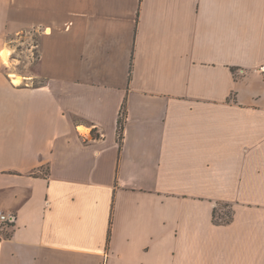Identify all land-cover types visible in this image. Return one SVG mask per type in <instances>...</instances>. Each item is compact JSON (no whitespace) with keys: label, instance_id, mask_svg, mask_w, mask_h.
Listing matches in <instances>:
<instances>
[{"label":"crops","instance_id":"crops-1","mask_svg":"<svg viewBox=\"0 0 264 264\" xmlns=\"http://www.w3.org/2000/svg\"><path fill=\"white\" fill-rule=\"evenodd\" d=\"M30 29L33 75L0 59V264H264V0H0V52Z\"/></svg>","mask_w":264,"mask_h":264},{"label":"rangeland","instance_id":"rangeland-1","mask_svg":"<svg viewBox=\"0 0 264 264\" xmlns=\"http://www.w3.org/2000/svg\"><path fill=\"white\" fill-rule=\"evenodd\" d=\"M39 37V33L34 31L33 29H30L25 31L24 33L16 35L15 40L9 44L10 47L2 48L3 50L1 52H7L9 56L7 62H5L1 56L0 59L2 60V62H4V65L7 70H9L10 74H15L19 77H22L23 75H33L38 63L37 58L39 52ZM9 78L10 80L14 79L12 76H9ZM21 82L23 83V80ZM218 211L219 214L222 215L230 216L232 213V210L225 206H220ZM229 216L227 217L229 218Z\"/></svg>","mask_w":264,"mask_h":264},{"label":"trees","instance_id":"trees-1","mask_svg":"<svg viewBox=\"0 0 264 264\" xmlns=\"http://www.w3.org/2000/svg\"><path fill=\"white\" fill-rule=\"evenodd\" d=\"M126 120H127V106L125 103L122 107L118 120V140L120 144H122L124 140V129H125ZM225 207H229V206H225ZM232 215H233L232 213L230 216L219 214L218 209H216L214 212V222L217 225L229 224L233 219ZM227 216H229V218Z\"/></svg>","mask_w":264,"mask_h":264},{"label":"built area","instance_id":"built-area-1","mask_svg":"<svg viewBox=\"0 0 264 264\" xmlns=\"http://www.w3.org/2000/svg\"><path fill=\"white\" fill-rule=\"evenodd\" d=\"M260 70L264 74V66ZM17 220L16 214L0 211V239L8 237V233L15 228Z\"/></svg>","mask_w":264,"mask_h":264},{"label":"bare ground","instance_id":"bare-ground-1","mask_svg":"<svg viewBox=\"0 0 264 264\" xmlns=\"http://www.w3.org/2000/svg\"><path fill=\"white\" fill-rule=\"evenodd\" d=\"M0 56L4 59L5 62H7L8 56H9V54L7 52H4V51L1 52ZM11 76L14 78L13 79V81H14L13 83L16 84V85L20 84L21 81L23 80L22 77L16 76L15 74H11Z\"/></svg>","mask_w":264,"mask_h":264}]
</instances>
